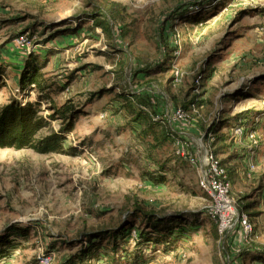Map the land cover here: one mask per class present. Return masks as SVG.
<instances>
[{"label":"rangeland","instance_id":"rangeland-1","mask_svg":"<svg viewBox=\"0 0 264 264\" xmlns=\"http://www.w3.org/2000/svg\"><path fill=\"white\" fill-rule=\"evenodd\" d=\"M110 1L125 8V36L114 22L112 36L93 27V17L103 13ZM194 4L198 8L193 9ZM199 13L202 21L188 20ZM60 22L64 24L57 26ZM58 29L69 30L53 36ZM20 35L31 40V51L49 57L45 71L58 87L69 74L85 70L67 86L68 92L56 98L58 104L70 97L77 105L86 104L90 94L101 89L112 93L92 102L88 113L80 116L72 139L66 142L80 145L78 155L0 148V232L13 223L30 227L29 235L18 236L16 247L0 264H42L44 257L51 258L49 264H58L80 251L85 234L113 231L124 224L134 223L128 229L133 227L136 236L135 228H147L140 216H128L137 207L152 208L164 216L195 215L187 244L173 255L160 251L149 256L145 247L136 252L134 238L126 232L115 247L112 237L101 241L99 255L91 264H132L135 254L147 264H242L235 258L237 231L224 239L214 232L207 213L210 200L199 187L200 163L176 159L172 142L150 153L148 140L139 138L134 128L138 125L125 113H109L106 108L115 99L113 91L154 96L158 113L171 118L178 131L190 133L184 135L191 140L187 148L192 154L204 152L202 134L172 116L179 106L170 93L188 106L195 93H202L200 99L207 101L200 108L205 124L222 108L232 116L262 111L257 119L258 143L242 135L234 145L244 157L245 168L250 170V162L254 167L234 181L233 196L240 200L261 184L264 188V0H0V61L12 69L28 55L13 41ZM162 36L170 47H177L178 57L172 61L184 73L170 93L172 66H161L162 74L151 79L139 72L170 57L162 48ZM51 49L56 53L46 54ZM14 55L19 58L9 60ZM199 74L204 79L194 92ZM2 90L0 104L17 98L14 88ZM242 90L246 97H240ZM225 93H229L228 101ZM30 98L35 100L36 95ZM44 104L43 113L49 115ZM103 112L107 115L101 118ZM61 123V119L53 120L41 135L59 129ZM203 143L208 146L204 137ZM157 167L161 173L157 175L164 179L154 183L151 173ZM255 211L256 239L264 246V203Z\"/></svg>","mask_w":264,"mask_h":264},{"label":"trees","instance_id":"trees-1","mask_svg":"<svg viewBox=\"0 0 264 264\" xmlns=\"http://www.w3.org/2000/svg\"><path fill=\"white\" fill-rule=\"evenodd\" d=\"M198 6V4H194L192 8H198ZM124 10L125 8L117 1L108 2L104 12L93 17V27H100L107 35L112 36L113 31L111 22H114L119 28L121 36H125L127 34V25L125 22ZM188 18V20H192L193 22H199L204 19V17H201L200 13ZM63 24L64 23L60 22L57 26ZM68 30L69 29H58L54 31L53 36L68 32ZM162 48L165 53H168L167 56L169 55L170 57L166 56L167 58L163 61L162 59L159 61V65L157 64L154 65V67H148L146 69L143 68L139 70V72L144 74L145 79H151L162 74V68L165 65L172 66L171 70L173 74L170 76L167 86V91L169 92L171 87L176 84V69L178 67L172 60L178 57L176 55L177 47H170L167 38L162 36ZM48 52L49 53L46 54L56 53L52 49ZM101 54L106 55L108 52H102ZM48 62V56H44L34 50L28 53L24 61V67L20 72L18 87L23 97H28L29 99L23 102L17 98H11L7 103L0 104V148H14L16 150L32 149L40 154L57 153L78 155L80 153V145H77V143L66 145V142L69 141L70 135L74 131L80 116L88 113L86 105L92 104L95 100L101 99L104 95L112 93V91H107V93L105 90L101 89L92 92L89 97L91 101L82 105L75 104V100L72 97L64 98L63 101L58 104L56 98L64 93L67 86L79 77L77 74L81 69H77L74 73L69 74L65 80L66 83L64 85L59 84L58 87V82H54V79L45 71ZM6 70L7 67L0 64V92L4 86H6ZM199 76H201V79H204L203 74H199ZM201 86V84L196 85L194 83V92ZM113 92H115V99L107 105L106 110H109V113L113 110L125 113V116L131 119L133 124L138 125V127L134 126V128L137 130V133H139V138L143 137L145 140H148V151L150 153L162 148L165 142L173 143L177 136L170 127L167 119L162 117L161 119L155 120L152 115L158 113L154 96L136 91L129 92L127 90ZM33 94L36 95L35 100L30 99ZM170 95L178 106L188 113L190 124L195 126L196 130L204 136L205 142L210 144L215 157L218 158L220 164L226 168L232 183L233 195L234 181L242 175L247 176L246 174L249 169L245 168L243 164L244 157L239 154L234 147L237 137L233 135L232 128L237 125H245L247 130L244 135L247 137L249 129L257 130L260 122L259 114L262 111L255 112L246 110L232 116L228 114V111L222 108L218 116L215 115L210 119L208 124H205L207 122L203 123V121L207 120L203 118L200 108L207 105V101L200 99L202 93H195L190 100L189 106L186 104V101L185 103L180 102V99L176 95L171 93ZM240 95V97H246L248 93L242 90ZM224 96V100L228 101L229 93H225ZM44 103H47V110L52 112H49V115H44L43 113L44 109L42 108V104ZM143 106L147 109L143 108ZM56 119L62 120L59 129L51 128L47 134L41 135V131L49 128L51 122ZM173 155L181 162H189L176 154L175 150L173 151ZM159 170L160 168L157 167V169L153 170L151 173V180L154 183L163 182L164 177H161V175L159 177L157 175L158 173L161 174ZM258 189H260V192L258 191L257 193ZM258 189L253 193L251 192L242 196L240 200L236 198L241 209L249 215L253 224V217L257 214L255 210L260 208L264 203L263 185L261 184ZM128 216L133 218H138L140 216L147 222L146 230L142 231L141 229L135 228L136 236H133V227L128 229L129 226H134L133 223L131 225L124 224L113 231L99 230L89 232L85 234L86 239L81 241L83 247H81L80 251L70 255L63 262L58 264H91V260L99 255L98 244H100L101 241L112 237L116 239L113 245L115 247L118 238L124 237L126 232L134 238L133 243L137 253L140 252L141 248L145 247L149 256H153L160 251L168 255H173L182 244H187L190 237V220L193 218L194 220L197 219L195 215L191 216L178 212L164 216L157 213V211L152 208L146 209L142 207H137L135 211L131 212ZM208 216L212 221L214 232L218 235V223L209 213ZM256 228V224H254L255 233L257 232ZM29 233L30 227L22 226L20 223H13L3 232H0V261L9 256L10 250L16 247V238L18 236L25 238ZM139 255H134L132 264H147V261L142 260ZM98 258L99 257H97V259ZM235 258H239L242 264H244V261L246 264H264V246L255 239L250 245L242 247ZM247 259L250 263L246 261Z\"/></svg>","mask_w":264,"mask_h":264},{"label":"built area","instance_id":"built-area-1","mask_svg":"<svg viewBox=\"0 0 264 264\" xmlns=\"http://www.w3.org/2000/svg\"><path fill=\"white\" fill-rule=\"evenodd\" d=\"M17 47L25 50L27 53L32 50V42L26 35H20L13 40ZM178 51L176 52L177 55ZM184 73L180 69H176V83H179L183 80ZM197 82L200 84L201 76H198ZM7 82V81H6ZM198 89V88H197ZM196 89V90H197ZM16 91L17 99L26 102L29 98L23 97L18 86L14 88ZM67 92L69 88H66ZM31 99V98H30ZM32 100V99H31ZM45 105V104H44ZM143 108L147 109L143 106ZM107 115L106 112L101 113V118H104ZM155 120L161 119L162 117L166 118L170 127L176 134V138L173 141V147L180 157L188 160L190 163H200V177H199V187L200 189L207 194L210 204L208 205V213L215 219L218 223V233L222 239L226 238L233 231H237V250L238 252L242 247L250 245V243L257 238L254 231V224L252 223L249 215L244 212L236 197L232 195V183L229 177V174L220 162L219 159L215 157L210 147L204 145L203 135L200 137V142L203 146L204 152H201V155L198 157L199 153H191L187 148V145H190L191 141L184 134H190L185 131H178L176 127L172 126L166 115L157 113L152 114ZM177 116V117H176ZM176 119H181L185 122L190 123L189 115L187 112L182 110V108H175V115L173 116ZM247 128L245 125H237L232 128L233 135L237 137V140L240 139V136L244 135ZM247 137L254 142L258 143L257 130L249 129ZM72 139V133L69 140ZM199 148V147H198ZM195 154V155H194ZM198 154V155H197ZM250 170L254 167L253 162L249 164ZM50 257L41 258L42 264H49ZM259 264V263H255Z\"/></svg>","mask_w":264,"mask_h":264},{"label":"crops","instance_id":"crops-1","mask_svg":"<svg viewBox=\"0 0 264 264\" xmlns=\"http://www.w3.org/2000/svg\"><path fill=\"white\" fill-rule=\"evenodd\" d=\"M10 43H12L11 41L8 43V44H10ZM26 57L27 56H23L22 57V60H20V62H16V69H12V67L14 68V66H7V65H5V66H7V70H6V76H5V80L7 81V83H6V87H7V89H12V88H15L16 86H18V83H19V76H20V72H21V70L23 69V67H24V61H25V59H26ZM19 58V55H14L13 57H11L9 60H16V59H18ZM10 62V61H9ZM3 62L2 61H0V64H2ZM81 71H79L78 72V74L80 73ZM82 72H85V70H83ZM81 72V73H82ZM15 81V83H12V82H14ZM74 82V81H73ZM72 82V83H73ZM71 83V84H72ZM70 84V85H71ZM69 87V86H68ZM2 92H3V90L0 92V98H1V96H2ZM131 92H133V91H131ZM136 92H139V91H136ZM139 93H143V92H139ZM164 93V92H163ZM11 98H9L8 99V101L10 100ZM8 101H4L5 103H7ZM92 104H89V106L87 107V110H88V108H90V106H91Z\"/></svg>","mask_w":264,"mask_h":264},{"label":"bare ground","instance_id":"bare-ground-1","mask_svg":"<svg viewBox=\"0 0 264 264\" xmlns=\"http://www.w3.org/2000/svg\"><path fill=\"white\" fill-rule=\"evenodd\" d=\"M175 115V108L172 110V116Z\"/></svg>","mask_w":264,"mask_h":264},{"label":"water","instance_id":"water-1","mask_svg":"<svg viewBox=\"0 0 264 264\" xmlns=\"http://www.w3.org/2000/svg\"><path fill=\"white\" fill-rule=\"evenodd\" d=\"M167 96V95H166Z\"/></svg>","mask_w":264,"mask_h":264}]
</instances>
